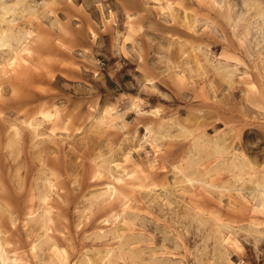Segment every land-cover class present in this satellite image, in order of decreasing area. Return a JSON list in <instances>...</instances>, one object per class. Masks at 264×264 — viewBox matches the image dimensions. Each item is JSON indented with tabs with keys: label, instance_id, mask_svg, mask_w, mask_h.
<instances>
[{
	"label": "rangeland",
	"instance_id": "rangeland-1",
	"mask_svg": "<svg viewBox=\"0 0 264 264\" xmlns=\"http://www.w3.org/2000/svg\"><path fill=\"white\" fill-rule=\"evenodd\" d=\"M0 89L4 264H264V0H0Z\"/></svg>",
	"mask_w": 264,
	"mask_h": 264
},
{
	"label": "crops",
	"instance_id": "crops-1",
	"mask_svg": "<svg viewBox=\"0 0 264 264\" xmlns=\"http://www.w3.org/2000/svg\"><path fill=\"white\" fill-rule=\"evenodd\" d=\"M135 106V105H133ZM43 115V118H41L42 121H51L52 115L49 113H41V116Z\"/></svg>",
	"mask_w": 264,
	"mask_h": 264
},
{
	"label": "bare ground",
	"instance_id": "bare-ground-1",
	"mask_svg": "<svg viewBox=\"0 0 264 264\" xmlns=\"http://www.w3.org/2000/svg\"><path fill=\"white\" fill-rule=\"evenodd\" d=\"M35 15H36V14H35ZM10 33H11V32H10ZM254 39H255V38H254ZM18 40H19V39H18ZM0 90H1V89H0ZM154 115H155V114H154ZM15 135H16V134H15ZM1 251H2V250H1ZM0 253H2V252H0ZM61 257H62V256H61ZM0 258H1V264H4V263L6 262V260H7V259L4 257V255H2V254H1V257H0ZM56 260H57V259H56Z\"/></svg>",
	"mask_w": 264,
	"mask_h": 264
},
{
	"label": "snow or ice",
	"instance_id": "snow-or-ice-1",
	"mask_svg": "<svg viewBox=\"0 0 264 264\" xmlns=\"http://www.w3.org/2000/svg\"><path fill=\"white\" fill-rule=\"evenodd\" d=\"M118 183H119V181H118Z\"/></svg>",
	"mask_w": 264,
	"mask_h": 264
}]
</instances>
